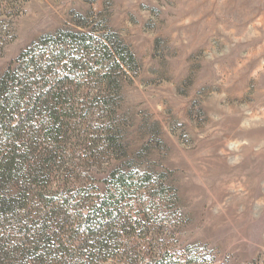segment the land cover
Listing matches in <instances>:
<instances>
[{
	"label": "rangeland",
	"instance_id": "obj_1",
	"mask_svg": "<svg viewBox=\"0 0 264 264\" xmlns=\"http://www.w3.org/2000/svg\"><path fill=\"white\" fill-rule=\"evenodd\" d=\"M60 30L89 31L96 43L58 90L84 95L88 109L61 108L59 129L39 122L30 155L45 131H60L39 183L93 199L121 173L178 263L264 264V0H0V75ZM108 34L134 62L115 65L100 44ZM114 132L116 148L105 143ZM3 227L0 264L26 263Z\"/></svg>",
	"mask_w": 264,
	"mask_h": 264
},
{
	"label": "trees",
	"instance_id": "obj_2",
	"mask_svg": "<svg viewBox=\"0 0 264 264\" xmlns=\"http://www.w3.org/2000/svg\"><path fill=\"white\" fill-rule=\"evenodd\" d=\"M100 44L114 56L117 66L135 61L112 34L105 35ZM95 45L89 31L60 30L28 46L0 75V189L14 183L41 186L35 193L30 191L34 189H21L14 196L0 192L1 232L14 254L26 259L24 264H184L156 239L161 223L151 216L149 203L127 199L123 174H113L107 191L93 199L51 191L47 188L53 182L49 174V183L38 181V174L53 167L51 151L60 131H45L41 135L45 147L30 155L36 128L41 122L59 129L63 120L59 110L65 106L88 109L84 95L65 99L58 90L61 80L83 64L81 50L89 52ZM17 140L22 147L16 146ZM105 143L118 147L115 132ZM30 160L34 165L27 164ZM79 199L82 202L75 205ZM7 223L18 230L9 232Z\"/></svg>",
	"mask_w": 264,
	"mask_h": 264
}]
</instances>
